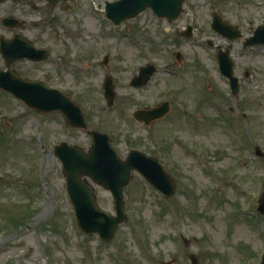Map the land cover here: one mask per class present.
<instances>
[{"label": "rangeland", "instance_id": "1", "mask_svg": "<svg viewBox=\"0 0 264 264\" xmlns=\"http://www.w3.org/2000/svg\"><path fill=\"white\" fill-rule=\"evenodd\" d=\"M35 1L48 16H27V34L49 59L12 69L63 90L82 107L88 128L71 127L60 112H40L0 88V264H261L264 45L244 42L264 24V0H189L177 21L149 9L120 26L105 12L114 0H65L72 9ZM214 11L243 37L230 42L214 31ZM187 25L194 27L189 39L180 33ZM229 44L237 95L218 63V46ZM146 64L157 72L133 87ZM106 75L116 92L111 107ZM166 101L165 118L150 126L135 119L136 110ZM91 130L108 133L123 157L132 149L156 157L176 185L167 198L134 172L125 188L128 219L111 241L80 230L55 154L61 142L88 151ZM86 179L101 208L114 214L112 193Z\"/></svg>", "mask_w": 264, "mask_h": 264}, {"label": "water", "instance_id": "2", "mask_svg": "<svg viewBox=\"0 0 264 264\" xmlns=\"http://www.w3.org/2000/svg\"><path fill=\"white\" fill-rule=\"evenodd\" d=\"M186 0H118L107 5V15L115 24L134 19L143 11L151 8L161 18L178 19ZM213 29L230 40H236L242 33L232 24L225 22L217 12L213 13ZM190 36V30L185 33ZM264 44V25L255 35L247 40L246 46ZM1 53L8 67L17 60L29 58L34 61L46 60L48 51L37 48L31 41L20 36L14 41L2 40ZM178 58L181 55L178 54ZM219 64L222 73L230 79L234 94L239 92V79L234 75V61L230 49L220 51ZM156 72V67L149 64L141 68L138 76L132 80L135 87L143 86ZM0 86L22 99L29 107L42 112L60 111L72 127L87 128L82 108L63 91L49 87L44 81L25 79L11 70L0 73ZM108 105L115 98L113 80L107 77L105 82ZM170 110L169 102L160 106L139 109L134 116L140 122L150 125L153 121L166 116ZM93 143L87 152L79 147L62 142L56 146L55 153L63 163L67 182V192L75 207L78 225L87 234L98 233L104 240H112L116 230L128 218L125 209V187L133 178V172H139L151 185L164 195L173 197L176 186L172 176L165 170L160 161L140 150H132L123 158L112 145L107 133L92 131ZM89 177L96 184L111 191L116 213L112 214L101 208L95 189L85 180ZM258 210L264 214V194L259 202ZM262 264H264V259Z\"/></svg>", "mask_w": 264, "mask_h": 264}, {"label": "flooded vegetation", "instance_id": "3", "mask_svg": "<svg viewBox=\"0 0 264 264\" xmlns=\"http://www.w3.org/2000/svg\"><path fill=\"white\" fill-rule=\"evenodd\" d=\"M40 2L35 0H0V28L3 27L6 31V34L0 33V45L3 38L13 39L17 34H22L30 38L27 33L31 31L29 27L32 22L25 18L27 16H33L35 12H40L41 16H48V12H46L45 15L41 12L44 8L43 5L39 4ZM44 4L45 8H57L63 6L65 9H72L74 7L73 4H65V0H46ZM9 18L22 20L23 28L19 29L18 27H12L10 24L5 23L4 20ZM189 26L192 27L191 31H194L192 25H187L186 29H188ZM183 32L184 30L180 33L183 34ZM0 57L2 58L1 54Z\"/></svg>", "mask_w": 264, "mask_h": 264}]
</instances>
